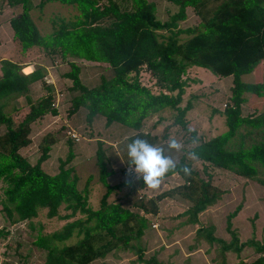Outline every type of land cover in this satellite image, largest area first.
<instances>
[{"label": "trees", "instance_id": "16d2710c", "mask_svg": "<svg viewBox=\"0 0 264 264\" xmlns=\"http://www.w3.org/2000/svg\"><path fill=\"white\" fill-rule=\"evenodd\" d=\"M56 1L73 5L72 19L53 22L47 33H41L32 20L33 9L46 2ZM175 6L172 13L161 20L156 16V3L148 0H128L130 7L121 9L115 0H0V8L10 7L8 23L12 39L24 54L30 47L39 48L44 56L56 55L68 65L61 76L70 81L72 113L79 107L86 110V122L95 116L104 117L105 125L117 122L134 130L129 143L143 139L154 145L155 135L141 130L143 120L164 109L172 110V124L186 129L185 112L191 103L180 105L187 86L186 72L192 67L208 70L216 77H231L229 103L221 114L226 129L219 134L200 138L189 131L186 152L173 162L176 167L165 174H178L183 183L177 187L179 195L191 202L181 212L185 223L197 224V216L215 204L223 190L212 183L207 166L226 170L241 178L254 180L264 187V110L256 115H241L240 105L244 94L264 97V72L260 82L247 83L241 76L252 72L264 60V0H165ZM20 7L19 12H13ZM198 18V22L185 28L179 22L186 20L185 8ZM74 59L106 64L112 72L109 78L100 77L99 83L86 87L79 78L80 66ZM148 71L155 80L156 90L140 81V71ZM45 71L38 67L24 74L14 61H0V213L9 222L30 221L40 209L45 217L65 223L48 233L41 232V224L32 244L45 252L44 264H88L103 258L114 250H127L143 264H166L153 255L143 257L139 243L147 227L146 213L156 214V200L136 202L141 214L131 211L119 202L106 198L119 184L106 180L113 174L107 168L100 141L95 151L98 181L105 191L100 204L92 209L87 204L88 186L77 187V176L66 164L73 154L69 149L58 170L52 174L41 168L47 151L55 139L44 135L38 146L40 154L30 163L19 150L27 146L30 124L49 113L55 115L52 89L42 77ZM40 81L42 94L31 97L30 85ZM22 97L26 111L16 125L12 123V102ZM244 134L255 133L257 139L248 144L241 141L236 148L229 141L240 130ZM241 134V133H240ZM192 161L202 165L204 177L191 167ZM191 169L190 175L181 170ZM126 184V183H125ZM145 184L142 180V185ZM171 191V190H170ZM169 191V193H171ZM161 198L158 196L157 198ZM158 200V199H157ZM62 209V213L59 209ZM226 216V230L231 234L228 242L212 235V225H199L195 238L207 243L219 244L221 253L239 251L242 246H252L258 254L251 261L239 260L232 264H264V243L246 241L237 243ZM72 239V240H70Z\"/></svg>", "mask_w": 264, "mask_h": 264}, {"label": "rangeland", "instance_id": "374dc122", "mask_svg": "<svg viewBox=\"0 0 264 264\" xmlns=\"http://www.w3.org/2000/svg\"><path fill=\"white\" fill-rule=\"evenodd\" d=\"M33 3L39 0H31ZM121 9H128V0H115ZM154 1L157 6L156 16L158 19H165L167 16L165 0ZM16 12L20 7H16ZM189 10V9H188ZM14 12V11H13ZM75 14L73 5L61 4L56 1L46 2L43 6L35 7L32 12V20L41 33H47L53 26L54 21L60 19H72ZM198 22V18L188 12L186 20L179 22L180 27H187ZM17 49L13 56H17ZM16 53V54H15ZM19 54V53H18ZM54 57V56H53ZM80 66L79 78L86 87L90 88L99 83L100 77L109 78L112 75L111 69L104 63H96L85 60L74 59ZM58 56H55L54 64H61ZM60 71L67 70L66 63L61 64ZM264 72V60L260 61L252 72L241 76V80L247 83L260 82ZM57 72L51 75H44V79L50 83L53 80L56 89L52 94L55 115L46 113L30 124L29 138L31 142L19 150L30 163H34L40 154L38 143L44 135H51L55 139L47 151V157L41 162V168L48 174L58 170L60 160H64L69 149L73 157L66 164L71 166L73 173L77 176V187L82 189L88 186L87 204L95 209L100 204V199L105 191L104 186L98 181L97 166L95 163V151L100 141L107 168L115 171V174L106 178L109 183L119 184L118 189H114L106 198L108 202H119L131 211L141 214L136 202L148 199L156 200L159 209L158 214L153 216L146 213L147 227L144 230L146 235H142L139 240L143 248V257L154 256L157 260L166 264H232L239 260L251 261L258 255L252 246H242L239 251L228 250L223 253L219 251V244L207 243L203 239L195 238V229L199 225H212V235L218 239L228 242L231 234L226 230V216L235 211L230 219V229L237 238V243L249 240L264 243V187L254 180L241 178L226 170H220L207 166L206 172L212 176V183L223 190L221 198L212 206L207 207L197 216V224L185 223L186 216L181 212L190 206L191 202L179 195L176 190L183 183V179L178 174H171L164 177L161 184L156 189L142 185V174L135 172V166L130 163L127 155V145L130 144L128 137L134 133L133 129L123 126L117 122L105 125L104 117L95 116L89 123L86 122V110L79 107L72 113L71 98L76 94L71 91L70 81L59 78ZM140 81L156 90L155 80L146 70L140 71ZM42 78V80H43ZM187 86L180 105L190 102L183 119L187 120L186 129L179 125L172 124V110L153 114L143 120L141 130L155 135L156 141L153 147L161 148L163 155L176 162L182 154L191 160L187 154L188 144L185 142L189 137L188 130H194L200 138H207L211 135L219 134L226 129L224 116L221 114L225 104L229 103V88L231 77H216L208 70L192 67L185 75ZM41 83L32 90V96L36 98L42 94ZM245 101L240 105L241 115H256L264 110V97H257L254 94H244ZM13 105H20L16 111H11L12 123L22 119L26 111V103L22 97L17 98ZM36 119V120H37ZM3 127L0 126V133ZM240 130L230 141L229 147L236 148L242 141L248 144L252 139H257L256 134H244ZM241 133V134H240ZM175 139L181 144L179 150L169 148V143ZM191 167L200 176H206L202 171L199 161H192ZM127 173V174H126ZM260 178H264V173L259 170ZM128 181L129 184H125ZM1 186V184H0ZM171 190V191H170ZM169 191L171 193H169ZM1 195V188H0ZM161 196V198H157ZM172 201H170V199ZM158 199V200H157ZM43 209L31 222L27 221L9 222L0 213V264H44L45 252L36 248L33 238L41 224V232L48 233L60 228L65 222L54 218L45 217ZM62 213V209H59ZM181 223L180 225H178ZM72 240V239H70ZM170 247V251L166 248ZM163 248V249H162ZM176 250L175 253L171 249ZM188 254L184 256L183 254ZM136 260V255L127 250H114L107 253L103 258H97L88 264H143ZM169 261V262H168Z\"/></svg>", "mask_w": 264, "mask_h": 264}, {"label": "crops", "instance_id": "0c3cea01", "mask_svg": "<svg viewBox=\"0 0 264 264\" xmlns=\"http://www.w3.org/2000/svg\"><path fill=\"white\" fill-rule=\"evenodd\" d=\"M166 3H169V2L166 1ZM163 5L169 13H172L175 10V6H173L172 4H168L167 6L165 4H163ZM156 6H157V4H156ZM11 11L12 10L10 7L0 8V61L5 59V60H10V61L16 62L17 64L20 65V70L24 74H27V73L31 72L32 70H34L35 68L40 67L45 71V73H44L45 76L46 75L50 76L51 72L53 71V72H57L56 76H58L59 78L65 79L64 77L61 76V73L64 72L65 70L60 71L58 68L61 64L65 63V62L60 60L63 63L58 64V65L54 64L56 55H53L54 57L53 56H44L42 51L39 48L33 46V47H30L29 49H27L23 55L19 53V50H17V56H13L15 50L17 49V43L14 42L12 39L11 27L8 23V18L11 15ZM13 11L16 12L17 11L16 8H14ZM189 11L191 12L189 7L185 8V12L187 15H188ZM156 12H157V8H156ZM44 75H43V77H44ZM43 81L47 85H49L50 88L53 89V87H54V89H56L55 84H54L52 79H50V81H51L50 83H48L46 81V79H44V78H43ZM38 83L40 84V81H36L30 85L29 88L31 91V95H32V90H34L36 88ZM54 89H53V93H54V91H56ZM57 94H58V92H57ZM31 97H33V96H31ZM12 103H15V102H12ZM20 105H22V104L14 105V106L17 107V109H19ZM38 120L39 119L35 120V123ZM114 174H115V171L110 176H112ZM109 184H116V182L115 183H109ZM169 199H170V201H172L171 198H169ZM156 206H157V204H156ZM158 212H159V209L157 207L156 214H158ZM152 215L155 216V214H152ZM180 224L181 223H179L178 225H180ZM144 235H146V234L144 233ZM168 245H171V244H167V246ZM170 247L166 248V245H165L164 248L167 251H170ZM171 251L172 252H169L170 253L169 255H172L173 253L176 252V250L174 248H172ZM183 255L186 256L188 254L184 253Z\"/></svg>", "mask_w": 264, "mask_h": 264}, {"label": "clouds", "instance_id": "9594fccd", "mask_svg": "<svg viewBox=\"0 0 264 264\" xmlns=\"http://www.w3.org/2000/svg\"><path fill=\"white\" fill-rule=\"evenodd\" d=\"M168 146L177 150L181 148V144L175 139H172ZM127 155L130 163L135 166V172L142 174L144 183L151 189L158 188L165 174L176 167L172 159L163 155L161 148L153 147L139 138L127 145ZM181 170L185 175L191 173L187 166H183ZM125 183L129 184L128 181Z\"/></svg>", "mask_w": 264, "mask_h": 264}]
</instances>
